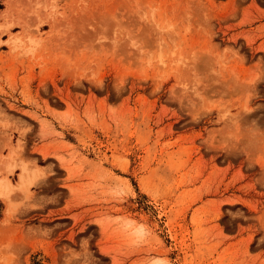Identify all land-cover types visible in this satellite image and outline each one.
<instances>
[{"label": "rangeland", "instance_id": "374dc122", "mask_svg": "<svg viewBox=\"0 0 264 264\" xmlns=\"http://www.w3.org/2000/svg\"><path fill=\"white\" fill-rule=\"evenodd\" d=\"M3 188L0 264H264V0H0Z\"/></svg>", "mask_w": 264, "mask_h": 264}, {"label": "bare ground", "instance_id": "6f19581e", "mask_svg": "<svg viewBox=\"0 0 264 264\" xmlns=\"http://www.w3.org/2000/svg\"><path fill=\"white\" fill-rule=\"evenodd\" d=\"M22 173H23V172H22ZM25 179H26V177L23 176V174H21V175H20V178H19V182H18L17 185H18V186H21V187H22L23 185H25V184H26V183H25ZM5 184H6V185H5L4 187H5L6 189L9 190V189H10V188H9V187H10V186H9L10 184H9V182H7V180H6V183H5ZM3 185H4V183H3ZM11 186H12V185H11ZM23 187H25V186H23ZM5 188L0 189V195H3V196H6V195H7L6 193H7L8 191H7ZM19 188H20V187H19ZM12 189H13V188H12ZM12 189H10V190H12ZM21 189H23V188H21ZM10 190H9V191H10ZM5 194H6V195H5Z\"/></svg>", "mask_w": 264, "mask_h": 264}]
</instances>
